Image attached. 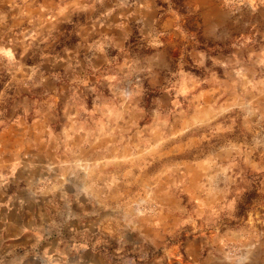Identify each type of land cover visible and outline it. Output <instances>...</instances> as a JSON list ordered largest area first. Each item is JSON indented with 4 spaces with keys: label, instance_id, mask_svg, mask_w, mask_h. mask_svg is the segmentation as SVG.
Here are the masks:
<instances>
[{
    "label": "rangeland",
    "instance_id": "obj_1",
    "mask_svg": "<svg viewBox=\"0 0 264 264\" xmlns=\"http://www.w3.org/2000/svg\"><path fill=\"white\" fill-rule=\"evenodd\" d=\"M0 203L29 264H264V0H0Z\"/></svg>",
    "mask_w": 264,
    "mask_h": 264
},
{
    "label": "crops",
    "instance_id": "obj_2",
    "mask_svg": "<svg viewBox=\"0 0 264 264\" xmlns=\"http://www.w3.org/2000/svg\"><path fill=\"white\" fill-rule=\"evenodd\" d=\"M6 205L0 203V264H29L33 255V250L29 249H32L40 231L28 229L26 226V204H18L14 208ZM33 214L34 222L43 223L37 210ZM42 262L46 264L49 261L42 259Z\"/></svg>",
    "mask_w": 264,
    "mask_h": 264
}]
</instances>
